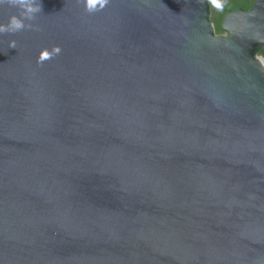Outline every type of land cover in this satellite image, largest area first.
I'll return each mask as SVG.
<instances>
[{"label":"water","instance_id":"1","mask_svg":"<svg viewBox=\"0 0 264 264\" xmlns=\"http://www.w3.org/2000/svg\"><path fill=\"white\" fill-rule=\"evenodd\" d=\"M39 3L0 34V264H264V0L228 37L207 0Z\"/></svg>","mask_w":264,"mask_h":264},{"label":"clouds","instance_id":"2","mask_svg":"<svg viewBox=\"0 0 264 264\" xmlns=\"http://www.w3.org/2000/svg\"><path fill=\"white\" fill-rule=\"evenodd\" d=\"M85 11L89 14L102 11L109 3V0H82ZM210 3L218 10L222 9V0H210ZM7 5L20 9L19 16L11 15L7 24H0V34L15 33L25 28H32L31 24H25L24 20H32L36 13L41 12L42 6L39 0H0V6ZM10 48H16V41H9ZM61 48L53 46L51 50L44 48L39 52L37 64L42 65L45 61L59 55Z\"/></svg>","mask_w":264,"mask_h":264},{"label":"flooded vegetation","instance_id":"3","mask_svg":"<svg viewBox=\"0 0 264 264\" xmlns=\"http://www.w3.org/2000/svg\"><path fill=\"white\" fill-rule=\"evenodd\" d=\"M254 0H222L223 7L222 9L218 10L216 7H214L212 4H209L210 9V16L209 19L211 21L213 32L216 36H223L228 37L229 33L225 31L222 26L221 22L223 17L230 12H233L237 9H242L243 11H247ZM228 3H231L230 9H225L224 6ZM242 5V6H239ZM257 57H263L264 59V45L259 49L257 53Z\"/></svg>","mask_w":264,"mask_h":264},{"label":"trees","instance_id":"4","mask_svg":"<svg viewBox=\"0 0 264 264\" xmlns=\"http://www.w3.org/2000/svg\"><path fill=\"white\" fill-rule=\"evenodd\" d=\"M207 1H208L209 4H211V3H210V0H207ZM231 5H232L231 3H228V4H226V5L224 6V8H225V9H230V8H231ZM239 6H242V5H239Z\"/></svg>","mask_w":264,"mask_h":264},{"label":"bare ground","instance_id":"5","mask_svg":"<svg viewBox=\"0 0 264 264\" xmlns=\"http://www.w3.org/2000/svg\"><path fill=\"white\" fill-rule=\"evenodd\" d=\"M263 66H264V62H263Z\"/></svg>","mask_w":264,"mask_h":264}]
</instances>
